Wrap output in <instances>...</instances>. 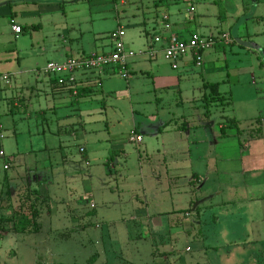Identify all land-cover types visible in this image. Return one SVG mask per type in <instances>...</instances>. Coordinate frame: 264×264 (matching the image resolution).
Segmentation results:
<instances>
[{
    "label": "rangeland",
    "instance_id": "rangeland-1",
    "mask_svg": "<svg viewBox=\"0 0 264 264\" xmlns=\"http://www.w3.org/2000/svg\"><path fill=\"white\" fill-rule=\"evenodd\" d=\"M29 1L36 2L40 11L42 5L63 7L73 2L71 6H78L76 18L82 23L72 29L71 19L66 22L69 39L80 37L68 40V47L96 41L98 53H103L100 44L110 40L107 36L119 26L125 29L127 47L136 52L151 41L152 33L145 36L124 15L138 0H100L106 14L97 13L92 21H84L90 4L82 0H0V8L18 12L16 6ZM190 2L179 0L170 8L189 19ZM166 3L143 1L148 6ZM58 14L42 16L43 28L31 25L42 18L26 21L19 39L8 17L0 16V52L10 51L18 42L25 49L22 66L43 67L58 61L60 48L55 44L60 37L53 30L54 23L59 24ZM226 54L227 63L222 53L209 57L231 71L222 89L227 101L218 104H211L202 89V70L190 66L188 59L173 70L162 56L152 63L158 75L136 71L128 80L113 75L108 86V81L103 85L104 91H97L92 105L47 112L44 123L37 124L38 114L32 111L34 120L19 124L5 115L3 104L0 264H36L40 259L56 264H264V201L260 198L264 196V64L244 52ZM150 66L141 61L140 69ZM31 78L25 75L18 80ZM65 112L70 116L61 119ZM233 119L238 129L223 131L221 124L226 122H221ZM15 125L22 134H15ZM62 126L66 132L61 136H48V128L56 131ZM258 126L263 128L261 135ZM37 128L46 130L45 136L28 134ZM136 128L144 137L141 145L129 139ZM45 142L63 148L39 153L37 158L28 155ZM82 146L86 154L80 153ZM18 152L23 157L11 167L10 160ZM33 161L35 169L46 175L38 188L48 198L47 211L38 221L39 232L15 233L11 224L3 222L12 216L5 215L7 209L24 204L30 191L31 200L38 194L22 182L12 193L7 175L17 171L22 178L30 177ZM198 205L201 209L196 212ZM186 210H191L189 215Z\"/></svg>",
    "mask_w": 264,
    "mask_h": 264
},
{
    "label": "crops",
    "instance_id": "crops-1",
    "mask_svg": "<svg viewBox=\"0 0 264 264\" xmlns=\"http://www.w3.org/2000/svg\"><path fill=\"white\" fill-rule=\"evenodd\" d=\"M81 1V0H80ZM84 2H89V15L84 19V21H92L93 15L96 16L97 13L101 17L104 14V1L100 0H82ZM144 0H138V4L132 5L127 8V11L124 10V15L127 16L128 23L130 26L135 28H140L143 31L145 36L151 34V41L148 42L143 48H141L138 52L146 50L152 45L153 37L162 34L167 35V32L164 27L166 24L171 25V31L177 34L181 38H187L193 33H198L202 36H210L217 34H226L228 35L231 43L229 45L220 44L216 46L214 49L207 51L204 56V65L202 68H199L201 71L202 77V89H204V85L207 83H218L219 92L221 97L223 98L222 102H226V97L223 95L222 89L227 87V83L230 81L231 71L228 65H218L215 60H209V57L212 53L218 52L224 54V62H228V57L226 56L228 52L233 54H239L240 52H244L247 56L254 55L257 57L258 62L262 65L264 64V0H191L189 10L192 15L188 19L182 11L179 9L172 10L170 8L171 5L177 4L179 2L176 0H167V3L153 6H148L147 4H143ZM146 1V0H145ZM66 2V1H65ZM24 3V2H21ZM73 2L67 3L65 6H60L59 4L55 5H42L44 8L42 11L39 9H35V7L39 6L36 2L29 1L25 2V5L20 8L16 6L15 9L17 11H13V8H6L4 11L3 8H0V16H6L9 19L10 25L13 27L14 25H19L22 27V33L25 31V27L28 25L25 22L28 20H34L38 18H42V16H53L57 15V23H54L53 30L58 36L60 40L57 42L56 47L59 46L60 51L58 54V61H64L67 57L73 55L80 54H88L91 52L97 51V42L93 44H89L86 47L84 46H76V47H68L66 46V42L68 40L75 41L80 36L77 35L76 38H71V31L68 28V24L66 22L67 19H71L72 29H75V24H81L82 22L78 20L79 13L78 6H71ZM121 5L124 4L123 1L120 2ZM32 4H36L33 5ZM114 4L118 5V3L114 2ZM70 5V6H67ZM41 6V5H40ZM119 6V5H118ZM33 8V9H32ZM99 8L100 11H96ZM2 9V10H1ZM5 9V8H4ZM130 10V11H128ZM4 11V12H3ZM126 11V12H125ZM71 14V16H70ZM118 19H120V15L118 14ZM43 22H46V19L42 18V21L39 22L38 25L31 24L33 28L40 27L43 28ZM52 22V21H51ZM121 21H119L120 23ZM53 23V22H52ZM121 24V23H120ZM67 27V28H66ZM118 28H123V26H119ZM117 30V29H116ZM125 30V29H124ZM115 31V30H114ZM141 31V32H142ZM13 34L17 39H19V35H17L13 29ZM110 34V33H109ZM109 38V35L107 36ZM110 39V38H109ZM78 40V39H77ZM100 40V39H98ZM111 49H107L108 47ZM103 53H109L113 49V44L111 40L107 39V42H102L100 44ZM130 47V46H129ZM131 50V47L129 48ZM25 50L22 47V44L18 42L12 47L9 51L3 50L0 52V74H11L12 80L10 85H1L0 86V111L2 105L5 106V115L15 117L19 124H22L27 119L31 122L33 119V112H37V116L35 120H37V124L41 121L44 123L45 115L47 112L55 113L63 110H71L82 108L85 106H90L96 99L97 91L101 92L103 85L106 81L111 79V76L118 74L116 69H108L102 73L99 72H89L78 75V81L80 84V89L84 90L83 94H78L77 96L73 95V93L63 88L55 83V79L48 77L43 72V67L36 66L34 68L29 66H22V57L21 52ZM136 52V50H134ZM160 56L155 59H148L145 56H139L135 59H132L129 63V72L130 76L136 71H145L150 74L158 75L157 67L154 68L152 63L158 62ZM189 60V59H188ZM141 61H148L151 63L150 68L144 67L141 68ZM190 64V63H189ZM191 66V64H190ZM153 69L155 73H153ZM43 74V75H41ZM25 75H32L33 78L26 79L25 81L18 80L19 78H24ZM217 78V79H215ZM20 81L22 84L19 86L17 82ZM109 81L106 86H108ZM207 94V92H205ZM231 98V97H229ZM158 101V99H156ZM220 102V103H222ZM95 102L94 104H96ZM159 103V102H158ZM218 104V103H217ZM159 106H162V103H159ZM34 108H37L36 111ZM67 112V111H66ZM61 114V119L67 118L70 115ZM14 120V119H13ZM228 121H222L221 123H225ZM2 124V125H1ZM0 125L2 127L1 133L4 134V124L1 122V113H0ZM253 125V124H252ZM225 124H221V128L225 127ZM168 125L164 126V129L167 128ZM226 128V127H225ZM262 128V127H261ZM263 129V128H262ZM20 130H22L20 125ZM66 129H63V126L58 128L56 131H51L48 128V136L50 138H55L58 135H62ZM163 129L160 128L159 132H162ZM15 134H20L18 131V127H14ZM46 130L38 129L37 130H29L28 134H32L33 137H38L42 134L45 136ZM134 132L137 135H143L136 128ZM132 133V132H131ZM22 134V133H21ZM76 136V133L74 134ZM131 138V134H130ZM129 138V139H130ZM3 140V139H2ZM1 141V140H0ZM131 141V140H130ZM144 141V137L141 143H135L136 145H141ZM57 148H63L61 144L55 145L54 143H44L39 145L36 148H32L28 153L29 156H35L37 158V154L39 153H47L50 154L52 151ZM81 148L84 149V153H87V149L85 146ZM80 148V150H81ZM81 153V151H80ZM46 156V155H45ZM23 157L20 153H15L11 158L10 163H12L11 167L17 165L16 161ZM26 157V156H25ZM24 157V159H25ZM7 162L4 160V163ZM34 162L30 166V171L33 172V175L26 174L25 178L16 171L14 174L7 175L8 186L10 187L12 193L13 191L20 185V182L27 185L28 188L34 190L36 195V199H38L37 208L41 211V216L47 211L46 200L47 197H43L39 191L38 187L42 186V183L46 177L43 172H39L38 169H35ZM110 165V163H108ZM243 170V168H242ZM245 172V171H244ZM35 174V175H34ZM4 186V182L1 183V187ZM2 190V188H1ZM38 191V193L36 192ZM262 201H264V196L260 197ZM207 199V198H206ZM204 201V200H202ZM94 207V205H93ZM200 207L199 205L196 209ZM195 209V210H196ZM13 211V207L8 208L5 215L11 214ZM4 212V211H2ZM186 215H189L187 210L185 211ZM2 214V213H1ZM3 214V215H4ZM41 218V217H40ZM40 220V219H39ZM12 227V224H11ZM6 229H9L6 228ZM155 256V253H154ZM164 256V254H163ZM167 256V254L165 255ZM166 258V257H164Z\"/></svg>",
    "mask_w": 264,
    "mask_h": 264
},
{
    "label": "built area",
    "instance_id": "built-area-1",
    "mask_svg": "<svg viewBox=\"0 0 264 264\" xmlns=\"http://www.w3.org/2000/svg\"><path fill=\"white\" fill-rule=\"evenodd\" d=\"M12 29L17 35L22 33V27L19 25H14ZM164 29L169 32L167 35L158 34L154 36L152 45L149 48L135 52L127 47L125 30L118 28L109 34L113 44L111 52L71 55L64 61L48 62L43 68V72L48 77L55 79L59 86L70 90L73 95L77 96L81 87L78 81L79 74L89 72L102 73L108 69H116L118 75L128 80L130 79L129 63L132 59L139 56H145L148 59L162 56L173 70H178L185 59H189L192 66L202 68L205 52L214 49L220 44L229 45L231 43L226 34L202 36L198 33H193L187 38H181L171 31L170 24H166ZM11 80V74H0V86L10 85ZM1 129L0 125V139H3ZM130 140L135 143H141L143 137L132 132ZM80 151L84 153L83 148ZM1 157L5 158L3 151H0ZM4 168L8 169L9 165L6 164Z\"/></svg>",
    "mask_w": 264,
    "mask_h": 264
},
{
    "label": "trees",
    "instance_id": "trees-1",
    "mask_svg": "<svg viewBox=\"0 0 264 264\" xmlns=\"http://www.w3.org/2000/svg\"><path fill=\"white\" fill-rule=\"evenodd\" d=\"M55 83L58 85L57 81L55 80ZM219 86L218 83H207L204 85L205 92H207L208 101L211 102V104H217L223 101V98L221 97V94L219 92ZM84 90L79 89V94H83ZM237 122L233 120H229L226 122L225 127H231V128H237ZM225 127H222V130L224 131ZM258 135H261L262 128L261 126H258ZM240 133V131L238 130ZM33 193V192H32ZM31 191L26 196V200L24 201V204L19 206L16 209H13L12 216L9 218L3 219V222H7L9 224H12V232L15 233H26V232H39L40 231V224L38 223L40 217H41V211L37 208L38 205V199L37 200H31L32 194ZM46 199H44L45 201ZM200 207L196 209V212L200 211ZM187 212H191V210H187ZM17 217H20L18 219ZM166 254H164L165 256ZM36 264H56V263H45L41 259Z\"/></svg>",
    "mask_w": 264,
    "mask_h": 264
}]
</instances>
